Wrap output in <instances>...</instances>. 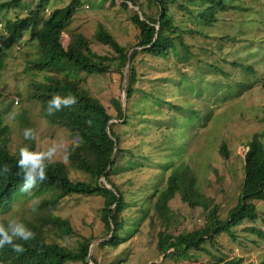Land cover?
Segmentation results:
<instances>
[{"label": "rangeland", "instance_id": "374dc122", "mask_svg": "<svg viewBox=\"0 0 264 264\" xmlns=\"http://www.w3.org/2000/svg\"><path fill=\"white\" fill-rule=\"evenodd\" d=\"M68 1L45 0L44 6L52 8ZM180 1L168 5L174 22L182 28L184 44L163 58L138 51L132 63L137 77L135 88L139 90H134L128 100L123 88L128 64L120 68L121 75L115 70L114 59L109 61V71L77 73L82 88L97 97L108 112L114 113L111 99L119 98L129 115L126 123L115 117L112 121L117 122L119 144L131 154L128 158L132 164L126 166L127 158L121 155L118 172L111 176L125 191L127 206L122 213L126 217L125 227H133L132 232L114 247H96L107 236L99 216L102 199L97 195L77 194L61 197L53 209L58 216L67 218L72 232L66 235L48 232L50 238L67 247H74L81 236L89 237V253L98 264H211L218 257H241V263H255L264 259V237L249 229L264 231L261 199L253 200L258 212L254 220L244 219L233 225L232 235L218 233L212 243L203 244L204 250L191 249L194 256L190 258L162 260L163 255L155 249L157 230L176 233L200 226L204 221L205 209L199 205L189 207L178 193L167 202L172 215L168 222L158 219L152 211L151 201L165 185L169 166L187 164L201 191L217 204L218 216L224 218L237 199L246 141L257 132L264 144V0H221L231 7L217 9L216 19L211 23L177 8ZM35 2L20 0L18 6H0V117L8 125V149L16 154L29 142L35 150L53 143L67 145L72 140L69 130L49 123L41 115L38 100L28 95L34 89L32 83L43 80L47 73L25 68L26 62L36 56V44L29 38V29L11 40H6V36L4 39L7 31L4 23L24 16ZM119 2L75 0L61 32L63 45L67 43L68 31L90 36L97 23H101L121 45L129 47L128 53L138 48L134 45L137 28L129 19L136 8ZM137 2L146 13L155 14V6H147L146 0ZM183 2L191 13L203 6L201 1ZM46 12H41L40 17ZM190 28L195 33L183 30ZM89 47L95 53L114 54L107 44L96 40H90ZM141 90L152 94L141 101ZM14 96L18 97L16 104ZM25 128L35 130L36 140L24 139ZM222 141L229 151L227 157L217 152ZM66 164L70 178L83 177L79 170ZM161 164L168 167L162 168ZM153 189L155 194L150 198ZM27 194L20 191L9 208L0 212V219H31V202L39 198L26 197ZM87 262L94 264L90 259Z\"/></svg>", "mask_w": 264, "mask_h": 264}, {"label": "trees", "instance_id": "16d2710c", "mask_svg": "<svg viewBox=\"0 0 264 264\" xmlns=\"http://www.w3.org/2000/svg\"><path fill=\"white\" fill-rule=\"evenodd\" d=\"M44 1L36 0L33 6L27 8L24 16L7 20L4 23L7 29L4 39L6 36V40H11L20 36L22 30L29 29V38L36 44V56L26 62L25 68L46 70L47 73L44 74L43 80L32 83L34 89L28 95L38 100L41 115L49 123L64 126L69 130L72 140L67 145H71L74 138L79 139V146L71 151L68 164L79 170L83 177L70 178L66 163L58 162L48 167V179L38 183L26 196L39 198L38 206L33 211L31 219H20L35 233V238L26 243L16 241L23 244L25 248L23 252L14 251L9 245L0 248V264H64L66 261L88 264V259L98 264L94 257L90 256L89 237L81 236L74 247H67L50 238L48 232L52 231L59 235L72 232L67 218L58 216L53 211L61 197L72 194L97 195L102 199L99 216L106 228L107 236L97 242L96 247H114L126 240L127 235L133 230V227H125L126 217L122 213L127 206L125 191L111 176L118 172L117 165L121 155L127 158L126 166L132 164V160L128 158L131 154L127 148L119 144L117 122L112 120L108 122L110 118L115 117L120 119V122L126 123L129 115L119 98L111 99L114 113L108 112L97 97L82 88L77 76L81 70L86 73L109 71L111 59L116 60L115 70L121 75L120 68L127 61L129 47L121 45L101 23H97L90 36H85L79 31H68L67 43L63 45L61 32L72 14L75 0H69L64 5L52 6V8L44 6ZM119 1L122 6L129 3L136 8L129 15L130 21L137 28V40L134 45L139 47H134L128 53L129 60L123 86L125 100H128L134 90H139L138 87L135 88L137 77L132 63L137 52L142 51L163 58L169 52H177L184 44V40L181 35L182 28L174 22L173 14L169 11V2L175 0H146L147 6L151 4L155 6L153 15L146 13L137 0ZM196 1H201L203 6H198L194 13H191L183 0L177 2L176 7L185 9L191 15L194 14L204 23H211L216 19L214 14L217 9L231 7L221 0ZM204 1L208 4H204ZM19 2L20 0H6L1 2L0 6H18ZM43 8H46L47 12L41 18L40 13L45 12ZM38 22L40 24H37ZM183 30L195 33L192 28ZM90 40L107 44L114 54L109 56L95 53L89 47ZM232 63L236 64L235 61ZM141 91L140 100H145L146 96H149L147 94H152ZM54 95L73 96L76 103L49 116L46 112L47 104ZM163 125L167 126V124ZM246 145L237 199L227 210L224 218L218 216L217 204L201 191L195 175L185 163L169 166L165 185L157 191L156 197H154L155 189L149 193L150 198H155L151 201L152 211L164 222H168L172 217L167 202L175 193H178L180 199L189 207L199 205L205 209L204 221L200 226L176 233L161 229L156 231L155 249L163 255L162 260L190 258L194 256L190 253L191 249L204 250L203 244L212 243L213 237L218 233L223 231L232 235L233 225L244 219L252 221L256 218L258 212L253 200H264V144L259 134L253 132ZM28 146L32 148V143L29 142ZM217 152L222 157L228 156L229 151L223 141L218 144ZM18 159L19 154L8 149V125L3 123L0 117V212L6 211L14 197L20 193L22 178L18 175L19 169L16 166ZM5 165L10 169L7 172L3 170ZM160 166L168 167L166 164ZM262 221L264 223V219ZM0 222L7 223L4 219H0ZM249 229L264 237V231L255 227ZM241 261V257H218L212 260L211 264H264V259L255 263H241Z\"/></svg>", "mask_w": 264, "mask_h": 264}, {"label": "clouds", "instance_id": "9594fccd", "mask_svg": "<svg viewBox=\"0 0 264 264\" xmlns=\"http://www.w3.org/2000/svg\"><path fill=\"white\" fill-rule=\"evenodd\" d=\"M43 11L46 12L47 9L43 8ZM0 25L2 26V22H0ZM75 103L76 99L73 96L61 97L60 95H54L48 101L46 112L49 116H52L62 108L71 107ZM23 137L25 140H36L37 138L36 132L32 128H25L23 130ZM78 146V138H74L71 145H66L60 142L53 143L46 148H37L35 150L30 148L28 145L21 146L19 148V159L16 164L19 169L18 175L22 178L19 191L23 193H30L38 183L45 182L48 179V167L58 162L67 163L71 151H74ZM3 170L7 172L10 169L7 165H5ZM38 204V200L31 202L33 211H35ZM34 238L35 233L17 217L9 218L6 224L4 222H0V248L5 245H9L14 251L23 252L25 251L23 244L17 243L16 241L19 240L26 243Z\"/></svg>", "mask_w": 264, "mask_h": 264}, {"label": "water", "instance_id": "95a60500", "mask_svg": "<svg viewBox=\"0 0 264 264\" xmlns=\"http://www.w3.org/2000/svg\"><path fill=\"white\" fill-rule=\"evenodd\" d=\"M126 59H127V61H126V65H127V63H128V60H129V55L127 54V57H126ZM123 86V79H122V83H121V87ZM122 106H124V103H122ZM114 118H110L109 120H108V122L109 121H111V120H113ZM105 129H106V131H108L107 130V127H105ZM111 227H112V225H111ZM88 255H89V253H88Z\"/></svg>", "mask_w": 264, "mask_h": 264}, {"label": "built area", "instance_id": "2783aa9c", "mask_svg": "<svg viewBox=\"0 0 264 264\" xmlns=\"http://www.w3.org/2000/svg\"><path fill=\"white\" fill-rule=\"evenodd\" d=\"M13 102L16 103L17 102V97H13Z\"/></svg>", "mask_w": 264, "mask_h": 264}]
</instances>
